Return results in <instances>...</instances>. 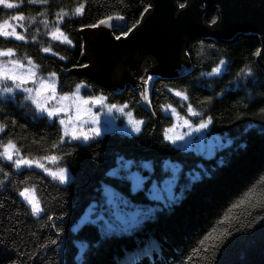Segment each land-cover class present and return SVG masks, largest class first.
I'll list each match as a JSON object with an SVG mask.
<instances>
[{"label": "trees", "instance_id": "trees-1", "mask_svg": "<svg viewBox=\"0 0 264 264\" xmlns=\"http://www.w3.org/2000/svg\"><path fill=\"white\" fill-rule=\"evenodd\" d=\"M80 3H85L83 15L65 17L60 25L72 45L48 37L46 31L56 26L55 14L60 9L71 11ZM148 5V0H48L47 4H29L28 0H23L22 6L15 10L0 8V19L17 12L25 14L23 21H13V24L23 23L24 28L18 27L17 31L27 37L25 41L0 38V48H15L19 56H31L45 73L57 72L59 92H70L77 83L85 82L90 87L82 89L84 96L103 93L108 97V103H126V111L144 121L141 132L136 134L115 131L103 133L95 142L66 145L62 151L72 153L60 164L70 169L66 184H59L39 169L24 170L21 174L17 169L7 167L8 162L0 161V167L9 173L7 179L0 173V241L3 242L0 243V264H9L11 260H16L17 264H124L129 257L149 246V255H142L139 264H211L213 257L217 264H264V226L257 219L264 215V209L252 208V204L264 201V113H260V108H264L261 98L264 95V70L253 55L259 48L258 41L243 36L228 44L210 37L193 39L186 51L190 63L186 73L178 76L151 74L154 79L148 86L149 109L143 105L136 85L126 83L117 90H109L83 72L88 62L83 58L82 31L91 28L82 26L94 24L109 15H122L124 29L113 31L117 36L140 21ZM41 13L43 15H38ZM216 16V10H211L207 22ZM31 17H35V21L30 23ZM44 19L50 21L49 29H45ZM202 44L204 52L198 56ZM213 44L215 49L208 47ZM48 46L59 55L41 51ZM60 56L66 59L61 60ZM219 59L228 62L223 74L216 77L200 75L211 71ZM245 66L254 72V77L248 81L236 75ZM169 88L188 89L189 101L182 105L180 98L170 93ZM207 97H212L211 103L201 105L200 101ZM187 103L211 115L214 121L209 126L210 133L227 140V144L217 148L210 157L180 149L163 138L164 130L172 125L173 119L170 110L163 112L161 105L171 104L185 116ZM25 104L19 95L14 104H0V121H17L15 127L9 126L6 133L0 134V139L6 142L12 138L24 146V154L43 156L47 154L44 149L56 140L57 129L49 126L47 120L33 121L32 110ZM191 119L194 123L199 122L197 117ZM42 137L44 142L33 144L34 139ZM128 161H132L130 168L140 177L138 185L132 183L121 167ZM166 162L179 167L174 186L176 199L154 200L151 186L171 176ZM116 169H119L117 174L111 175ZM32 185L37 188L41 207L53 217L52 220L43 213L39 217L29 215L30 207L19 196L18 190ZM109 193L126 221H131L137 210L155 208L157 211L130 231L106 236L101 232V225L114 220L107 203ZM241 198L248 203L232 207ZM93 205L95 208L89 218L81 221L82 215ZM100 215L103 220L97 224L89 222ZM236 217L239 222L234 221ZM250 220L255 223L249 228ZM53 223L63 232L58 233L52 228ZM229 224L245 227L239 233L233 230L220 251L209 247L205 253L199 242L203 240L205 247L219 243V237ZM53 239L58 241L59 253L58 245L49 243ZM82 245H86L83 251Z\"/></svg>", "mask_w": 264, "mask_h": 264}, {"label": "snow or ice", "instance_id": "snow-or-ice-1", "mask_svg": "<svg viewBox=\"0 0 264 264\" xmlns=\"http://www.w3.org/2000/svg\"><path fill=\"white\" fill-rule=\"evenodd\" d=\"M29 4H47L48 0H28ZM23 0H0V8L3 10H15L21 7ZM152 5L144 8V12H148L149 8ZM189 5L185 3H180L178 8L181 10H186ZM85 9V3H80L73 10L60 9L55 14V27L46 31V35L51 37L53 41H59L65 45H72V40L68 37L66 33L63 32L60 27L65 17L68 16H81L83 15ZM184 13L181 12L180 15ZM38 15H43L38 14ZM143 16V13L141 14ZM25 19V14L22 12H17L14 16H9L7 18L0 19V38L4 40L14 39L15 41H25L27 37L21 32L17 31V28H24L23 23L13 24V21H23ZM220 20V16L214 17L210 21V25H216ZM35 17H31L29 22H34ZM114 21L125 22V18L122 15H109L105 18L98 20L96 23L91 25H84L83 27L97 28L101 26H108L110 28H117L121 25L114 23ZM42 23L45 26V29L50 28V21L44 19ZM140 21H136L127 32H121L120 35L115 36L116 40H120L121 37H127L129 33L136 28L137 24ZM38 31V30H37ZM32 40H36V36H32ZM209 48L215 49V45H208ZM43 53H51L53 56H58V53L53 52L51 46L43 47L41 49ZM204 52V46L200 47L197 55L199 56ZM189 55L186 53V56ZM254 56L260 57L262 55V49L258 48ZM61 60L66 59V57L60 56ZM227 61L225 59H219L216 62L215 66L211 68V71L200 73L201 76L207 77H216L220 76L226 71ZM86 67V65H85ZM237 77H242L245 81L250 80L254 77L253 69L249 66H245L240 69L236 74ZM144 79V84L147 86L154 77L148 76ZM59 76L55 71L44 72L42 66L29 55L25 54L19 56L15 48H0V104L5 103H15L16 96H22L26 102L25 106L31 108V116L33 121L36 120H47L49 126H55L56 131V140L53 141L50 146L44 151L47 153L43 156H32L29 152L27 155L23 145H18L17 141L8 138L5 142L3 139H0V161H6L7 167L15 168L18 171L22 172L24 170H35L40 169L52 180L57 181L59 184H66L69 180V167L63 166L60 164L65 160L66 156H71V152H63V148L70 144L71 142H95L97 137H100L103 134L102 128L107 126L109 121L105 122V125L101 124V113H104L106 116H111L115 113H119L121 117L127 119L128 124L133 132H141V126L143 125V120H137L134 118L133 113L130 111H125L128 105L125 104H115L108 103V97L103 93L97 95L82 96L81 90L88 89L90 86L85 83H77L74 89L70 92H59L58 91ZM168 91L173 93L176 97L180 98L183 105L184 101H189L188 89L178 90L176 88H169ZM141 95L147 97V87ZM219 95V94H217ZM264 99V95L261 97ZM212 97H207L204 100L200 101V104L211 103ZM247 107V105L245 106ZM93 108H96L97 111H93ZM161 110L163 112H169V115L176 119V123H173L169 128L164 130V140L169 141L172 145L176 147H184L183 145L177 144L178 141L185 140L186 136H190L193 132L200 133L203 130L209 128L213 124L214 118L211 115H206L205 113L198 111L192 103H187L186 105V115L181 116L176 108L172 107L171 104L161 105ZM260 113H264V108H260ZM2 114V110H0ZM191 117H197L199 122L193 123ZM238 119H243V117H237ZM17 124L16 120L0 121V134L6 133V130L9 126L15 127ZM186 128L187 131H177V129ZM247 129H245L246 131ZM44 142L42 137L40 140H33V144H41ZM231 143V141H229ZM132 161H128L126 164L122 163V168H130ZM119 169L113 170L111 175H116ZM0 173L3 174L4 178L7 179L9 173L4 171V167H0ZM20 183H25L21 181ZM37 188L35 185L30 187L25 186L22 190H18L20 197L26 201L30 206L31 216L39 217L43 213L48 220H52V216L47 215L45 208L41 207V200L37 196ZM154 200L161 199L159 196H154ZM176 197L174 194L169 195L166 200H175ZM125 205L128 204L127 201H124ZM248 203L244 198H241L238 204L232 205V207H241L242 205ZM95 208V205L91 206L90 209L86 210L85 216L90 215L91 211ZM252 208H261L264 209V201L257 202L252 204ZM157 211L155 208H149L147 211L137 210L133 214V219L131 221L124 220L119 209L114 213V220L112 222L105 221L101 225V232L104 235H111L113 233L125 232L134 229L136 226L143 223L144 220L150 219L153 214ZM248 216L251 217L252 213L249 212ZM62 219V218H57ZM225 219H228L225 217ZM235 222H239V217L233 218ZM257 219L261 221L262 226H264V215L257 216ZM103 220V217H98L97 220H90L92 224H97L98 221ZM223 223V221H221ZM255 223L254 220H250L247 227H252ZM123 225V226H121ZM52 228H56L58 233H62L63 229L59 228L55 223L51 225ZM245 225L240 227H234V224H229L225 232L219 237V243L211 244L207 247L204 246V241L201 240L199 243L202 246V250L207 253L210 248H214L216 251H220L222 246H224L225 241L228 240L229 236H232L233 230L237 233ZM215 231V229H213ZM0 243H3L0 241ZM51 245H58L57 239L50 240ZM46 246V245H42ZM86 245L81 246V251L84 250ZM58 253L61 251L59 245L57 247ZM197 252L200 249H196ZM150 246L143 249L142 252L137 253L129 257L124 264H139L140 257L149 255ZM204 257H202L203 259ZM191 256L188 257V260L191 262ZM9 264H17L16 260H11ZM211 264H217L215 257Z\"/></svg>", "mask_w": 264, "mask_h": 264}, {"label": "water", "instance_id": "water-1", "mask_svg": "<svg viewBox=\"0 0 264 264\" xmlns=\"http://www.w3.org/2000/svg\"><path fill=\"white\" fill-rule=\"evenodd\" d=\"M148 1L152 7L127 37L116 40L113 35V31L124 29L120 21H114L121 25L115 29L101 26L82 31L83 58L88 62L83 72L103 87L117 90L132 83L149 109V84L141 79L151 74L186 73L190 66L186 51L197 37H210L223 44L240 36L255 38L262 49L257 63L264 70V0H182L189 5L186 10L178 8L177 0ZM213 9L220 16L216 25L207 22ZM146 87L144 97L141 92Z\"/></svg>", "mask_w": 264, "mask_h": 264}, {"label": "rangeland", "instance_id": "rangeland-1", "mask_svg": "<svg viewBox=\"0 0 264 264\" xmlns=\"http://www.w3.org/2000/svg\"><path fill=\"white\" fill-rule=\"evenodd\" d=\"M143 80L144 79H141V81ZM81 95L84 96L82 93ZM93 111H97V109L93 108ZM172 119H173V123H176V119L173 117ZM106 121H109V123H107L106 127L102 128L103 133H110L113 131H117V132L124 133V134H136V132H133L131 130L127 119L124 117H121L119 113H115L111 116H106L104 113H101V124L105 125ZM177 131H187V129L182 128V129H177ZM177 144L184 146V147H179L181 149L192 150L204 156L210 157L215 153L217 148L226 145L227 140L223 139L222 136L218 134H211L208 128L206 130H203V132H200V133L193 132L190 136H186L185 140L178 141ZM165 166L171 170V176L164 177L163 179L159 181V184H153L151 186L152 195L159 196L161 198L159 200H164L165 198H168L170 193L175 194L174 186L176 185V182H177V175H178L179 167L178 165L172 162H166ZM123 171L125 172L126 176L130 180L133 181L132 183L134 185L136 184L138 185L140 183V177L136 171L132 170L131 168H123ZM21 198L23 199V197ZM107 203L110 205V208L114 214L117 211V205L115 203V198L110 193L107 195ZM105 212H107V210H105ZM88 218H89V215L86 217L84 214L81 217V221H84ZM131 218L133 219V217Z\"/></svg>", "mask_w": 264, "mask_h": 264}]
</instances>
